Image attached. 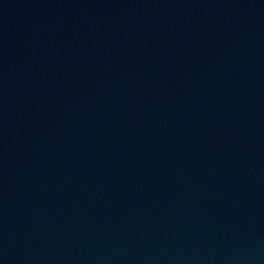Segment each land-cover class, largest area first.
Segmentation results:
<instances>
[{
  "label": "water",
  "instance_id": "1",
  "mask_svg": "<svg viewBox=\"0 0 264 264\" xmlns=\"http://www.w3.org/2000/svg\"><path fill=\"white\" fill-rule=\"evenodd\" d=\"M0 264H264V0H0Z\"/></svg>",
  "mask_w": 264,
  "mask_h": 264
}]
</instances>
